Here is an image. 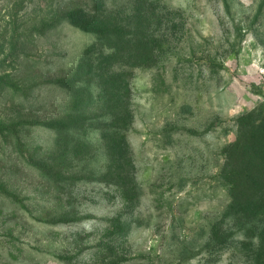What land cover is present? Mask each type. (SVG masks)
<instances>
[{
	"label": "rangeland",
	"instance_id": "1",
	"mask_svg": "<svg viewBox=\"0 0 264 264\" xmlns=\"http://www.w3.org/2000/svg\"><path fill=\"white\" fill-rule=\"evenodd\" d=\"M263 103L264 0H0V264H264Z\"/></svg>",
	"mask_w": 264,
	"mask_h": 264
},
{
	"label": "trees",
	"instance_id": "2",
	"mask_svg": "<svg viewBox=\"0 0 264 264\" xmlns=\"http://www.w3.org/2000/svg\"><path fill=\"white\" fill-rule=\"evenodd\" d=\"M75 4H72V2H70L66 7V11L63 10L62 12L56 14L54 17L50 18L48 21V26L51 27L53 24L59 22V21H67L71 26L75 27L76 29L80 30L81 32L84 33H88V34H93L96 35L97 37H100L101 40H108L110 37H112L116 32L115 28H110L106 27L105 24H98V22L96 23V13L99 11V9L97 7H93L92 9H86V10H79L78 8L72 7ZM100 13H102L100 16L102 17V20L105 21H110L109 20V15H107V12L104 10L103 11H99ZM256 20H258V17L256 18ZM45 25V24H44ZM94 47H91L88 52H87V58L86 60L79 66L77 72L83 70L86 66L88 67V63L87 61L90 59ZM90 73V72H89ZM87 73V74H89ZM42 84H48V82H44ZM256 112H259L260 115L264 114V103L259 107V109L257 108V110H255ZM255 111L252 112V114H255ZM252 117V116H251ZM36 123V122H35ZM75 125V123L73 124ZM72 126H69V124H67L66 126H64L63 124H55V126H47V125H43V124H38L36 123L34 128H39V129H51L53 131L60 129L59 127L61 126L63 129L65 130H69L70 128H73ZM239 128H240V133L239 137L237 139V141L231 145L230 149L231 151H237V150H242L244 149V146L246 145V141H242L243 137H244V128H246V123L244 121V119L239 121ZM5 129V128H4ZM4 129L2 131H4ZM241 135V136H240Z\"/></svg>",
	"mask_w": 264,
	"mask_h": 264
}]
</instances>
